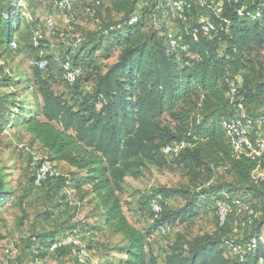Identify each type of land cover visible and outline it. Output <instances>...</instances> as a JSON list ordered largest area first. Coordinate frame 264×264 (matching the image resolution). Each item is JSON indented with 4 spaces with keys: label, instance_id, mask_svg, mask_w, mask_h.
<instances>
[{
    "label": "trees",
    "instance_id": "trees-1",
    "mask_svg": "<svg viewBox=\"0 0 264 264\" xmlns=\"http://www.w3.org/2000/svg\"><path fill=\"white\" fill-rule=\"evenodd\" d=\"M205 1L202 5L194 0L183 18L166 4L154 25V0L137 10L138 0H109L113 9L124 14L63 56L59 70L70 88L66 95L55 91L44 75L53 65L54 54L44 57L49 60L48 68L36 67L33 83L26 86L18 88L23 78L7 73L8 58L14 57L12 42L23 21L24 0H0V58L6 60L0 65V88L7 90L0 93V127L24 126L57 166L63 163L72 169L69 178L60 175L40 187L33 174V185L42 188L52 183L63 188L74 180L77 187H88L102 210V225L123 237L124 244L115 250L125 257L123 264H264V218L260 221L253 203L264 198V182L255 176L264 158L237 156L224 126L225 121L241 115V104L247 115H264L258 113L264 110V18L256 17L259 9L264 15V0ZM85 2L90 11L103 5L102 0ZM216 3L222 4V18L230 21L229 27L209 35L199 33L196 39L193 31L202 19L222 22L213 10ZM133 13L140 14L137 23L118 27ZM171 32L182 34L187 51L170 48ZM106 40L107 48L118 47L120 54L111 66L102 68L99 60ZM67 59L84 70L74 85L63 76L62 64ZM229 78L240 84L235 98L228 94ZM35 85L42 99L37 111L32 110L30 99ZM182 140L189 147L178 154L179 163L211 174L221 169L233 182L193 192L158 190L164 195V212L155 220L154 229L159 221L173 227L195 219L202 209L218 211L224 201L234 210L239 207L236 201L251 205L258 217L239 227L249 230L240 238L226 233L233 211L225 225L218 220L220 232L174 244L161 263L150 248L153 230H142L130 222L121 193L127 177L141 178L146 168L169 165L172 155L163 152L164 146ZM178 192H183L186 204L168 210L167 198ZM10 196L0 186V209ZM144 203L150 210L148 196ZM35 238L30 245L40 253H50L41 251L39 245L56 238ZM253 239L257 244L250 249ZM238 246L241 252L235 251ZM66 249L70 248L61 250Z\"/></svg>",
    "mask_w": 264,
    "mask_h": 264
},
{
    "label": "rangeland",
    "instance_id": "rangeland-1",
    "mask_svg": "<svg viewBox=\"0 0 264 264\" xmlns=\"http://www.w3.org/2000/svg\"><path fill=\"white\" fill-rule=\"evenodd\" d=\"M102 1V7L93 11H89L87 2H76L74 19L71 22H67L63 17L57 8L56 0L22 2L23 21L17 33V45L12 46L14 57L8 58L7 70V73L14 75L15 78H23L24 84L18 88L34 80V70L39 59L54 54L53 65L44 72V75L49 78L55 91L66 95L70 93L69 85L59 70L63 56L70 47L76 48L81 45L87 40V36L99 32L106 23L118 20L124 14L113 9L109 0ZM144 2L151 4L153 0H138L136 10L140 9ZM48 16H53L56 20L55 32H51L46 25ZM159 16L160 13H158L160 19ZM178 27L179 25L175 23L174 28ZM37 28L43 31L44 37L36 45L34 31ZM107 43L106 40L105 47L100 53L99 64L102 68L111 66L118 60L120 54L118 47L107 48ZM5 62L4 58H0V65ZM32 91L35 92L30 98L32 110L37 111L42 102L37 85ZM6 92L5 88H0V93ZM253 111L254 108L249 113ZM258 113L264 114V110L260 109ZM27 147L42 151L40 144L24 126L9 125L6 129L0 127V186L11 192L9 201L0 209V264H81L71 249L56 253H40L35 245H30V239L35 236L47 240L75 232L81 235L88 252L89 264H123L121 260L125 257L115 252L116 248L124 244L123 237L102 225V210L95 197L88 193V187H77L75 181L71 180L63 188H56L52 183L36 188L32 182L31 157ZM169 160L170 163L166 167L146 168L141 178L127 177L124 191L121 193L123 207L130 222L142 230H153L150 248L161 263L166 262L174 244L186 242L196 236L220 232L217 211L202 209L195 219L174 225L168 235H161L153 227L155 220L144 203V196L150 190L193 192L233 182V178L221 169L211 174L208 170L195 169L179 163L178 155L170 156ZM57 168L61 176L65 178L71 176L72 169L68 165L61 163ZM262 175L264 160L255 172L258 179ZM261 188L264 189L262 186ZM186 202L183 192L174 193L167 198V209L177 210ZM253 203L260 212V221L263 220L264 198ZM247 207L254 208L248 204L235 208L227 234L240 238H245L249 234V230L237 229L236 226L238 222L247 218ZM8 247L15 250L10 255L5 251Z\"/></svg>",
    "mask_w": 264,
    "mask_h": 264
},
{
    "label": "built area",
    "instance_id": "built-area-1",
    "mask_svg": "<svg viewBox=\"0 0 264 264\" xmlns=\"http://www.w3.org/2000/svg\"><path fill=\"white\" fill-rule=\"evenodd\" d=\"M74 1L76 0H56L57 8L62 12L63 17L67 22H71L74 19ZM80 2H85L88 0H77ZM155 1V12L152 16V23L158 25V13L161 12L165 5L167 4L173 12L180 18L185 17L186 13L190 11L194 6V0H154ZM202 5L206 4L205 0H200ZM100 3L99 1L97 2ZM91 8H89V11ZM214 13L222 21L220 24L216 23L212 19L204 18L200 21L199 27L194 31V37L197 39L198 34L202 33L205 35L211 34L216 30H224L229 27L230 21L222 18L223 7L221 3H216L213 7ZM242 13V10L239 11ZM256 17L264 18L263 12L259 9L256 12ZM140 20L139 13H133L129 18L122 20L118 27H125L127 25H132ZM46 25L51 32H55L57 29V23L53 16H48L46 19ZM44 34L40 28L34 31L35 44H39V41L43 39ZM170 48L174 51H187L188 45L184 41L182 34H177L171 32L169 34ZM16 41L12 42V46H16ZM37 67L41 70H46L49 66V60L46 58H41L37 61ZM63 76L70 85H74L78 78L84 74V70L80 66H75L70 59H67L62 64ZM229 85V96L235 98L238 94L240 84L236 78H229L227 80ZM241 115L235 118L225 121L224 126L226 129L227 136L232 144L234 153L237 156H248L254 160L261 161L264 158V115H259L253 117L247 115L243 105ZM189 147V144L182 140L174 143L167 144L163 148V152L166 155H178L183 150ZM30 151V167L35 176V184L40 187L48 179H54L61 175L57 165L42 151L32 150L27 147ZM258 181L264 182V175L261 178H257ZM149 198V207L153 214L154 220L161 219L164 212V195L158 190H150L146 194ZM237 204L242 205L239 201ZM247 218L237 223V229L242 226L245 227L253 223L254 219L258 217V213L251 207H247ZM234 211V207L231 203L224 201L220 204L217 214L220 225H225L229 216ZM173 227L165 222L159 221L157 224V232L161 235H168L172 231ZM264 241V236L261 237ZM33 240H36L34 237ZM257 244V240L253 239L252 243L249 245L251 249ZM41 251H48L50 253H55L58 250L64 248H70L79 263L88 264V252L86 247L83 245L81 235L77 232L70 233L59 238L50 241L49 243H41L39 245ZM241 247H235V251L241 252ZM8 255L12 254L15 250L12 247H8L6 250Z\"/></svg>",
    "mask_w": 264,
    "mask_h": 264
}]
</instances>
